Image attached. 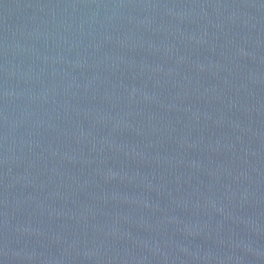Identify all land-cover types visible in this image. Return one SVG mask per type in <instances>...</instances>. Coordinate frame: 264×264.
Returning a JSON list of instances; mask_svg holds the SVG:
<instances>
[{
  "label": "water",
  "instance_id": "95a60500",
  "mask_svg": "<svg viewBox=\"0 0 264 264\" xmlns=\"http://www.w3.org/2000/svg\"><path fill=\"white\" fill-rule=\"evenodd\" d=\"M0 264H264V0H0Z\"/></svg>",
  "mask_w": 264,
  "mask_h": 264
}]
</instances>
